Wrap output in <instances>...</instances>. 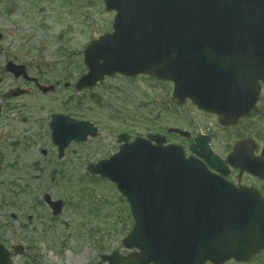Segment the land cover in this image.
Wrapping results in <instances>:
<instances>
[{
    "label": "water",
    "instance_id": "95a60500",
    "mask_svg": "<svg viewBox=\"0 0 264 264\" xmlns=\"http://www.w3.org/2000/svg\"><path fill=\"white\" fill-rule=\"evenodd\" d=\"M253 5L264 10V0ZM207 6L205 0H105L106 10L117 13L114 33L87 47L89 73L77 87L93 85L113 72L147 74L172 81L174 101L191 98L204 109H214L220 94L257 93L258 81L264 82V35L237 37L242 47L237 65L221 55L213 60L216 38L228 45L235 38L216 32L222 28L221 18L208 15ZM23 69L7 66L15 77ZM227 73L236 86L226 82ZM51 128L59 158L71 140L83 141L87 135L85 127L59 120ZM89 171L116 185L134 219L123 245L139 253L103 257L109 264H222L231 258L250 262L264 250V212L237 206L232 199L238 193L210 179L180 148L138 140ZM45 199L52 215H58L62 203ZM8 255L0 245V264H10Z\"/></svg>",
    "mask_w": 264,
    "mask_h": 264
},
{
    "label": "rangeland",
    "instance_id": "374dc122",
    "mask_svg": "<svg viewBox=\"0 0 264 264\" xmlns=\"http://www.w3.org/2000/svg\"><path fill=\"white\" fill-rule=\"evenodd\" d=\"M103 2L0 0V78L7 80L5 64L13 62L25 66L29 76L40 71L45 85L57 79L72 81L83 68L85 46L110 31L112 15L105 11ZM113 85L118 115L141 119L145 111V121L154 119L163 128L171 126L164 115L158 116L160 104H166L169 85L137 79L116 80ZM68 94L42 96L35 92L29 110L35 121L61 111L59 101ZM120 98L147 107L130 117L123 112L128 103ZM41 134L39 143L35 140L34 146L20 155V161L30 166V182L23 177L27 173L18 174L20 179L0 177V243L10 252L16 246L23 249L21 254L10 256L11 264H106L101 261L103 255L113 251L127 255L122 241L133 225L129 207L113 185L96 180L86 170L109 155L113 146L109 138L102 136L74 146L58 161L55 148L45 133ZM42 150L47 157L42 156ZM8 154L13 156L10 150ZM24 185L29 188L21 192ZM44 194L63 202L59 216H51L42 200ZM258 261L264 264V259Z\"/></svg>",
    "mask_w": 264,
    "mask_h": 264
},
{
    "label": "flooded vegetation",
    "instance_id": "af4514ba",
    "mask_svg": "<svg viewBox=\"0 0 264 264\" xmlns=\"http://www.w3.org/2000/svg\"><path fill=\"white\" fill-rule=\"evenodd\" d=\"M214 1L233 3L248 2L249 0ZM217 8L210 9L216 11ZM218 9L227 15L226 24L232 27L225 29V34L233 36L264 34V28L259 27L257 18L252 16L255 11L252 8L234 7L233 4H229ZM110 14L114 18L115 13ZM4 74L7 80L0 78V177L19 178L18 174H26L30 166L20 161V155H25V152L34 146L35 140L39 143L42 132L45 133L47 141L52 144L49 129L51 116L62 115L76 122L88 123L89 131L94 132V137H88L85 143L71 144L70 146L86 144L89 141L98 140L102 136L109 138L113 144L112 150L108 156L99 158V160L107 159L118 151L122 142L131 143L136 139H147L150 136L163 137L165 146H180L186 157L204 165L214 177L222 179L234 189L250 191L253 195L252 203L264 211L263 83H259L257 99L248 113L237 118L224 116L220 118L216 113L197 108L191 100H186L179 105L175 104L172 101V90H170L171 84L169 83L154 81L146 76L126 79L127 82L137 79L139 81L147 80L157 86L170 85L166 104L162 102L158 108V116L164 115L171 125L163 128V125L159 126L161 123L157 125L158 122L154 119L145 121V111L141 119L138 117L123 118L118 115L119 110L115 109L114 96L112 95L115 87L114 79L118 76L105 78L93 88L77 91L75 82L82 75L81 71L76 76L77 79L74 78L72 81L55 80L53 84H49L53 86V89L42 94L36 89V82L45 85L42 82L43 76L40 71L37 76H30L28 79L14 78L5 71ZM102 88L104 89L102 90ZM35 92L42 96L55 94L59 96L66 92L69 94L59 101V106H63L61 111L50 113L35 121L33 113L29 111L32 108L30 103ZM120 100L128 103V108L123 112L128 113L130 117L139 115L140 111L147 107L145 103L139 105L131 103L127 98H120ZM230 105H234V103L224 104L220 114L228 116L237 112L235 107H230ZM116 124L120 127L114 131ZM36 127H38L37 131H35ZM173 129H182L189 134L183 137L169 132ZM150 141L152 144L155 143L153 139ZM8 150L12 153V157L9 156ZM41 154L44 158L47 157L44 150L41 151ZM212 164L218 167H213ZM7 172H11L12 175ZM5 173L6 175H4ZM29 176L27 173L23 177L29 181L31 179ZM259 259H264V252L256 257L255 262Z\"/></svg>",
    "mask_w": 264,
    "mask_h": 264
}]
</instances>
